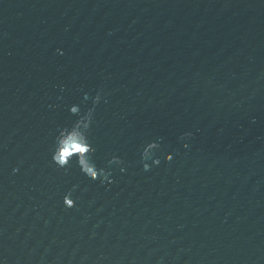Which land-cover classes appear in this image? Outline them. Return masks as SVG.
I'll return each mask as SVG.
<instances>
[{
  "label": "water",
  "instance_id": "obj_1",
  "mask_svg": "<svg viewBox=\"0 0 264 264\" xmlns=\"http://www.w3.org/2000/svg\"><path fill=\"white\" fill-rule=\"evenodd\" d=\"M0 264H264V0H0Z\"/></svg>",
  "mask_w": 264,
  "mask_h": 264
},
{
  "label": "snow or ice",
  "instance_id": "obj_2",
  "mask_svg": "<svg viewBox=\"0 0 264 264\" xmlns=\"http://www.w3.org/2000/svg\"><path fill=\"white\" fill-rule=\"evenodd\" d=\"M72 111L75 112L76 109H72ZM168 159L170 160V159H172V157H168ZM59 163H60V165L65 166V165H67V164L69 163V161L60 160ZM61 169H63V167H61ZM96 175H97L96 173H93V174H92L93 178H95ZM64 203L67 205V207H68L69 209L73 208V206H74L72 200H65Z\"/></svg>",
  "mask_w": 264,
  "mask_h": 264
}]
</instances>
